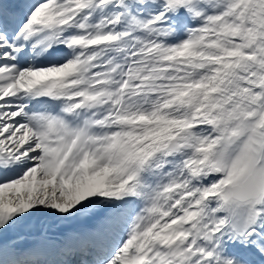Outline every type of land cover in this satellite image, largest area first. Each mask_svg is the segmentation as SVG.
Instances as JSON below:
<instances>
[{
    "label": "snow or ice",
    "instance_id": "1",
    "mask_svg": "<svg viewBox=\"0 0 264 264\" xmlns=\"http://www.w3.org/2000/svg\"><path fill=\"white\" fill-rule=\"evenodd\" d=\"M0 264H264V0H0Z\"/></svg>",
    "mask_w": 264,
    "mask_h": 264
}]
</instances>
